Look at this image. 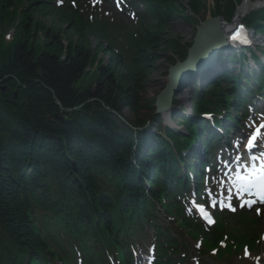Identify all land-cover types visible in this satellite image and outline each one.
Wrapping results in <instances>:
<instances>
[{
    "label": "trees",
    "instance_id": "trees-1",
    "mask_svg": "<svg viewBox=\"0 0 264 264\" xmlns=\"http://www.w3.org/2000/svg\"><path fill=\"white\" fill-rule=\"evenodd\" d=\"M4 1L9 4L0 12V24L7 28L8 20L15 18L14 12H7L14 2ZM233 2L228 3L229 10ZM43 15L47 16L39 10L21 13L15 38L9 47L0 46V245L5 235L11 236L29 254L24 260L35 259L40 241L31 232L29 204L20 196L23 179L18 174L23 161L47 160L55 170L71 174L95 205L92 170L110 167L126 190L137 193L132 185H141L139 171L144 169L136 159L133 132L119 127L112 112L127 108L138 115L147 70L136 71L115 58L109 66L98 63L99 50L81 24L72 27V35L42 32L33 18ZM93 68L95 74H88ZM88 76L91 81L86 87L83 82ZM106 202L113 206L111 199ZM108 219L98 216V228ZM13 263L18 264L17 257ZM0 264H7L2 255Z\"/></svg>",
    "mask_w": 264,
    "mask_h": 264
},
{
    "label": "rangeland",
    "instance_id": "rangeland-1",
    "mask_svg": "<svg viewBox=\"0 0 264 264\" xmlns=\"http://www.w3.org/2000/svg\"><path fill=\"white\" fill-rule=\"evenodd\" d=\"M252 1L260 2L262 0H252ZM204 2H205L204 4L205 9L202 11V13L199 16H195L191 14L189 9H186V16H189L191 18L189 19L190 21H188L187 19L183 20L182 17L179 16L176 17L175 21L172 24V29H170V37L181 40L182 44L186 43L185 44L186 46H188V44L191 43V40H193V38L197 33L198 25H200L201 22L205 21L208 17H211V14L215 10V4L213 0H204ZM98 8L100 9L99 15L102 14L106 18L113 17L112 15L113 11L111 13V10L109 8L101 5H99ZM106 18H99V19L105 22L107 21ZM7 30H9V28H6V30L2 29V31L4 32H7ZM172 53L173 52L171 51H164L163 53L160 54V59L157 62V64L154 66L152 72L148 77V81L145 85L146 87L145 94L143 96L146 99H155L158 93L162 91L163 88L165 87L168 70L170 66L178 59L177 56L173 55ZM88 80L89 77L87 78V81ZM178 104L179 106L177 107V109L180 110V108H182V112L187 113L186 111H188V107L183 105L182 107L180 103ZM188 105H190V103ZM124 115L129 121H133L135 119V117L125 108H124ZM229 233L233 235L243 234L245 236H249V235L252 236L258 234L262 238L264 237V217L260 218L259 216V218H255L253 216H250L248 218L243 219L242 217L239 216L234 220V223L230 225ZM188 241L191 244V246H193V244H196V242L192 240H188ZM252 249L256 250L255 247H252ZM254 255L258 256L256 262L262 261L264 263V255L263 254L261 255V252L256 253ZM192 264H200V263L196 262L193 259ZM236 264H252V263L250 262V260L243 261L240 258L236 260Z\"/></svg>",
    "mask_w": 264,
    "mask_h": 264
},
{
    "label": "water",
    "instance_id": "water-1",
    "mask_svg": "<svg viewBox=\"0 0 264 264\" xmlns=\"http://www.w3.org/2000/svg\"><path fill=\"white\" fill-rule=\"evenodd\" d=\"M221 32V26L220 21L217 18L209 19L206 21V23L199 28V34L196 37V45L193 49L190 51V58L195 57L197 54L201 53L204 50H207L211 47L212 41L214 43L218 40ZM209 38V39H207ZM208 47V48H207ZM179 66H176L172 68V70L178 68ZM171 70V71H172ZM177 74V72H175ZM174 78V77H172ZM170 89V85L167 90L163 91L158 97H157V105L165 104L166 102H169L170 100V93L168 92Z\"/></svg>",
    "mask_w": 264,
    "mask_h": 264
},
{
    "label": "snow or ice",
    "instance_id": "snow-or-ice-1",
    "mask_svg": "<svg viewBox=\"0 0 264 264\" xmlns=\"http://www.w3.org/2000/svg\"><path fill=\"white\" fill-rule=\"evenodd\" d=\"M242 28H243V26H239L238 31L233 33V35H232L233 41H236L238 39V37L241 34ZM259 127L264 128V124H261ZM258 132H259V128L257 129V133ZM256 139H257L256 134H253L252 137L250 139H248L247 147L253 146V143H254V141H256ZM237 159H239V157H237ZM251 159L254 161L257 159V157H252ZM252 173H253L254 178L251 181H249L245 177H240L239 175L237 176V179L238 180H245L250 187H257L258 191L256 194L260 196L261 202L264 203V164L261 165L259 171H257L255 164H253ZM244 190L247 191L248 188H245ZM247 203L251 204L252 202H247Z\"/></svg>",
    "mask_w": 264,
    "mask_h": 264
},
{
    "label": "bare ground",
    "instance_id": "bare-ground-1",
    "mask_svg": "<svg viewBox=\"0 0 264 264\" xmlns=\"http://www.w3.org/2000/svg\"><path fill=\"white\" fill-rule=\"evenodd\" d=\"M260 2H257V3H254V2H252L251 0H249V1H246V4L244 5V6H242V7H240V11H239V14L237 15V16H241V15H243L246 11L248 12V11H251V10H253V9H255V8H258V6H260V4H259ZM239 16V17H240ZM238 17V18H239ZM224 25V24H223ZM226 25V24H225ZM207 39H209V38H207ZM188 85H184V88H183V90H182V93H186V90L188 89ZM181 102L183 103V104H181V105H183V106H187L188 107V101H187V98H186V96H184L182 99H181ZM182 106V107H183ZM167 112V113H166ZM164 115L165 116H171V114H170V111L169 110H167V111H164Z\"/></svg>",
    "mask_w": 264,
    "mask_h": 264
}]
</instances>
